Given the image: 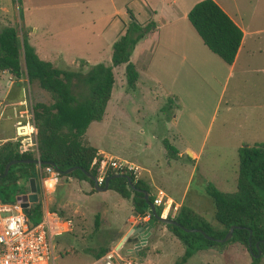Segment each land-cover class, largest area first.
<instances>
[{
  "label": "rangeland",
  "instance_id": "rangeland-1",
  "mask_svg": "<svg viewBox=\"0 0 264 264\" xmlns=\"http://www.w3.org/2000/svg\"><path fill=\"white\" fill-rule=\"evenodd\" d=\"M139 1L142 3L113 0V4L116 8L127 4L125 8L131 12ZM143 1L150 6L149 0ZM164 1L162 6L167 5ZM199 1L179 0L183 9ZM213 1L245 29L258 32L250 38L254 55L238 60L233 77L224 83L221 69L225 66L204 48L210 59L202 64L206 66L204 72L187 71L180 79L170 81L167 71L161 74L165 89L161 85L154 91L148 82L150 92L158 97L150 99L151 103L148 89L131 92L125 88L120 67L114 71L115 83L103 116L90 124L84 140L105 157V171L110 169L109 161H124L137 167L135 179L144 182L153 196L161 190L216 229L213 208L205 196L206 185L211 184L221 193L235 192L237 149L264 143V0ZM150 3L153 7L159 2ZM111 12L112 5L107 0H0V24L15 28L19 38L26 33L38 57L60 70H76L82 60L90 66L109 65L110 47L105 50L104 43L95 38L94 28L103 14ZM182 23L192 32L186 18ZM20 80L12 77L10 88L5 86L6 79L0 85L6 110L22 97L32 106L36 102L51 103L48 94L35 85L18 87ZM167 97L174 99L171 110L165 108L169 104L157 101ZM165 128L175 138L173 147L177 150H200L193 171L191 164L176 163L166 155L161 145V138L167 136ZM10 137L11 123L3 119L0 138ZM35 183L41 209L56 211L73 225L69 234L56 239L53 264H91L100 248L116 251L131 264H177L183 254L181 244L160 223L152 226L145 244L136 253V242L133 244L130 239L116 249L134 226V217L130 201L114 192L93 193L85 182L59 178L54 190L43 194L36 179ZM173 213V209L168 211V215ZM128 250L131 253L126 255ZM254 259L258 260L256 264H264V253ZM251 263L246 248L230 242L220 250L198 252L185 264Z\"/></svg>",
  "mask_w": 264,
  "mask_h": 264
},
{
  "label": "trees",
  "instance_id": "trees-1",
  "mask_svg": "<svg viewBox=\"0 0 264 264\" xmlns=\"http://www.w3.org/2000/svg\"><path fill=\"white\" fill-rule=\"evenodd\" d=\"M126 12L130 16V21L124 33L111 45L109 65L89 66L80 62L76 70H60L49 62L40 60L33 47L29 45L26 33L23 32L19 38L15 28L0 24V74L7 73L16 80L24 78L27 85H35L50 97V104L36 102L32 106L39 162L56 166L60 172L77 167L78 170L69 175L64 176L59 173V178L84 181L93 193L96 191L83 172L96 179L103 171V181L106 177L111 178L107 190L114 192L121 199L129 200L133 216L142 218L149 209L144 194L138 190L146 192L147 200L152 203L154 196L148 186L138 179L135 180L130 171L113 172L110 169L105 171V157L98 154L84 140L90 124L99 122L103 116L115 83L113 70L121 67L125 88L131 92L136 88L138 74L130 57L137 43L150 32L152 23L143 26L133 19L128 10ZM186 22L212 55L224 66H231L242 33L217 4L212 0L195 3L186 14ZM83 67L86 69L84 70ZM18 87H20L19 83ZM168 102L172 103V100ZM161 145L170 160L175 161L180 158L167 140H162ZM236 153L235 192L221 193L211 184L205 187V196L212 205L213 220L218 228L214 229L201 216L184 206H180L172 216L166 215L165 218L172 219L185 229L199 231L184 232L173 225H164L183 248V254L177 264H185L188 259L201 251L220 250L230 242H236L246 248L252 257L251 264L258 262L253 257L256 255L255 244L257 250L264 253V143L243 145ZM31 160L33 155L20 151L16 143L7 142L0 146L1 203H14L17 196L28 191V180L36 179L34 164H14L3 176L5 165L11 161ZM124 176L129 178L131 186L127 184ZM102 186L103 183L100 187ZM155 211L159 216L161 208L155 207ZM28 212L29 215L26 216L28 222L32 225L36 224L41 215L40 201L29 205ZM157 223L154 222L153 227ZM232 226L240 229L233 230L231 238L226 243H217L216 240H221ZM107 251V248H100L92 257L98 258Z\"/></svg>",
  "mask_w": 264,
  "mask_h": 264
},
{
  "label": "crops",
  "instance_id": "crops-1",
  "mask_svg": "<svg viewBox=\"0 0 264 264\" xmlns=\"http://www.w3.org/2000/svg\"><path fill=\"white\" fill-rule=\"evenodd\" d=\"M107 1L112 5V12L110 15L103 14L102 20H105V22L103 24H100L102 22L101 20L98 23V27L94 28V33H96L95 38L99 39L104 43L105 50H107L109 47L111 48L112 43L124 33L126 25L130 21V16L126 12L127 10L129 11V9L125 8L127 7V4H123L122 6L116 8V6H114L113 4V0ZM150 1L151 0L148 1L150 6L145 4L143 0L142 3L139 1L140 4L138 3L137 9H132V13L130 11L129 12L132 14L133 19H135L136 22L142 24L143 26L148 23H152V28L150 29V32L139 43H137L130 57L131 62L133 61V58L135 59V62L133 64L136 68V71L138 70V79L135 90H139L138 92H143L148 89L150 93L149 102L151 103V101L153 100L150 99L158 97L150 92L149 83L152 84L151 87L153 91L156 88L160 89L161 85L163 86V89H165L162 83V73L166 74L167 71H169V74H171L170 81H174L175 79L178 80L180 79L182 74H186L187 71L194 73L204 72V68L206 66H203L202 64L205 62H210V59L205 55L206 53L204 50L206 48L201 45L202 43L196 37L194 32L192 31V33L191 31H189V29H187V26L182 23V21L186 18L187 12L197 2L191 4L189 3L186 8L183 9L179 0H167L166 6H162V4H164L165 2L164 0H157L159 3H156L153 7L151 6ZM221 10L231 19V21L240 29L242 33V39L231 66H225L226 69H223L221 66L219 67L222 68L221 70L224 74V83H226L227 81H229V79L233 77V72L235 70L238 60L242 59L243 57L250 58L254 55L256 50H254L252 46L253 42H250V38L253 34L255 35L258 32L248 31L241 24H238L235 20H233L232 16H230L227 12H225L223 9ZM92 25L95 26V24L93 23ZM207 52L209 51L207 50ZM35 53L38 57L36 51ZM81 62H84L89 65L88 61L86 60H82ZM115 70L120 69H114L113 72ZM151 73L155 74L152 76ZM6 76H9V74L4 72L0 74V85L1 83H3L2 81L6 79ZM168 100L171 99L168 97L164 101L161 100V98L157 99V101L159 102H165L166 104H169L165 108L171 110L172 107L170 106L172 103H169ZM173 100L174 99H172V101ZM164 131L167 136L166 138H161V140H168V143L173 146L175 138L168 133L166 128ZM13 135L14 133L12 130V136ZM23 136L25 137V135ZM153 139L156 141L155 135ZM175 150L180 158L178 160H175L174 162H186V164H191V168L193 171L194 167H196V161L199 158L200 150L198 152H193L187 147L183 148V150H177L176 148ZM98 154L100 153L98 152ZM184 157H186V159H184ZM179 166L181 167V165ZM67 179L74 180L71 178ZM56 185L53 187V190ZM27 193L28 192L26 191L24 194ZM165 198L167 199L166 204L170 203L171 206H174L176 208V210L181 206L179 203H176L174 200H172L169 196L165 195ZM138 219L139 218L137 217L133 218L132 224L134 226L140 225Z\"/></svg>",
  "mask_w": 264,
  "mask_h": 264
},
{
  "label": "built area",
  "instance_id": "built-area-1",
  "mask_svg": "<svg viewBox=\"0 0 264 264\" xmlns=\"http://www.w3.org/2000/svg\"><path fill=\"white\" fill-rule=\"evenodd\" d=\"M11 79V75L6 76L7 88L12 84ZM20 82V85L29 86L24 78ZM4 99L0 96V122L3 119L10 121L14 135L10 138H0V146L7 142L16 143L20 151L31 153L33 160L36 161L34 171L40 189L43 194L48 193L57 184L59 173L50 166L40 165L36 152L32 105L29 100L22 97L6 110ZM107 166L113 172L130 171L134 179L138 170L137 167L124 161H109ZM103 178L102 171L95 179L99 186L103 183ZM166 200L161 191L154 196L153 206L161 208L159 217H165L169 210L176 211L170 203L166 204ZM149 217L148 211L144 217L138 219L139 224L143 225ZM72 226L69 218L47 208L42 209L39 221L32 225L28 222L20 203L0 202V264H53L54 243L59 237L69 234ZM91 264H131V262L112 250L94 258Z\"/></svg>",
  "mask_w": 264,
  "mask_h": 264
},
{
  "label": "water",
  "instance_id": "water-1",
  "mask_svg": "<svg viewBox=\"0 0 264 264\" xmlns=\"http://www.w3.org/2000/svg\"><path fill=\"white\" fill-rule=\"evenodd\" d=\"M189 156V154H188ZM22 164V163H31V164H35L36 161L35 160H31V161H11L9 163H7L4 167V170H3V173L2 175L5 176L7 174V171L9 169L10 166L14 165V164ZM40 165L42 166H50L52 167L56 172L58 173H61L62 175H69L70 173H72L73 171L75 170H78L77 167H73V168H70V169H67L63 172H60L59 169L56 167V166H52V165H46L44 163H40ZM83 175L91 181L92 183V186H93V189L95 191H98V192H105L107 191L108 189V182L111 178L109 177H106L103 181V186L100 187L96 180L91 176L89 175L88 173L86 172H83ZM114 177H119L118 175H114ZM121 177V176H120ZM125 180L127 182V184L129 186H131V182L129 180V178L125 177ZM139 192H142L144 194V200H145V203L149 209V212H150V217L148 218V220L143 224V225H136V226H132L128 231L127 233L121 238L120 242L117 244L116 246V249H118L122 243L124 241H126L127 239H130V240H135V244L133 246V253H136L137 250H139L146 242V239L147 237L149 236L150 234V230L154 224V222H158L160 224H163V225H173L175 227H178L180 229H182L184 232H190V233H197L199 232L198 230L196 229H185L181 226H179L176 222H174L172 219H167L165 217H159L157 214H156V211H155V207L153 206V204L151 202H149L147 200V194L146 192L142 191V190H138ZM16 202L20 203V205L22 206L23 208V211L25 213L26 216L29 215V212H28V208H29V205L31 204H35L37 203V193H36V183H35V179L34 178H31L28 180V193L27 194H22V195H19L16 197ZM240 228L239 227H230L227 231V233L225 234V236L221 239V240H216L217 243H226L230 238H231V235H232V232L233 230H239ZM206 239H209V237L205 236L202 232H200ZM249 235H250V232H249ZM248 249H250L249 247V243H248ZM255 249H256V255H254L253 257L254 258H257L260 254V252L257 250V244H255ZM131 253V250H128V252L126 253V255H129Z\"/></svg>",
  "mask_w": 264,
  "mask_h": 264
},
{
  "label": "flooded vegetation",
  "instance_id": "flooded-vegetation-1",
  "mask_svg": "<svg viewBox=\"0 0 264 264\" xmlns=\"http://www.w3.org/2000/svg\"><path fill=\"white\" fill-rule=\"evenodd\" d=\"M134 243H135V240H134L133 244H134ZM133 244H132V245H133Z\"/></svg>",
  "mask_w": 264,
  "mask_h": 264
}]
</instances>
